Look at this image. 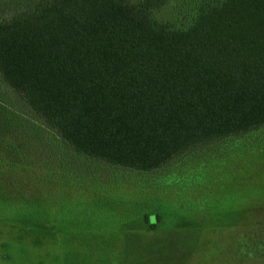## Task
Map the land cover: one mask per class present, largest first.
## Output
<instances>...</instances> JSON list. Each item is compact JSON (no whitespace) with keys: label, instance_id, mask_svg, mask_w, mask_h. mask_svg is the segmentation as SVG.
<instances>
[{"label":"trees","instance_id":"16d2710c","mask_svg":"<svg viewBox=\"0 0 264 264\" xmlns=\"http://www.w3.org/2000/svg\"><path fill=\"white\" fill-rule=\"evenodd\" d=\"M168 1L30 0L0 18V78L75 152L138 171L264 127V0H190L181 26Z\"/></svg>","mask_w":264,"mask_h":264},{"label":"rangeland","instance_id":"374dc122","mask_svg":"<svg viewBox=\"0 0 264 264\" xmlns=\"http://www.w3.org/2000/svg\"><path fill=\"white\" fill-rule=\"evenodd\" d=\"M189 1L169 0L155 16L184 25ZM29 2L1 0L0 18ZM154 210L162 213L156 229L146 223ZM262 258L264 127L138 171L75 152L0 78V264H264Z\"/></svg>","mask_w":264,"mask_h":264}]
</instances>
